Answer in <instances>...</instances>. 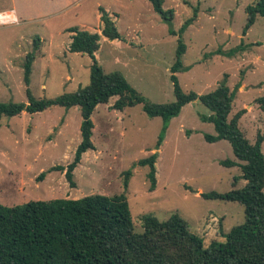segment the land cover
Wrapping results in <instances>:
<instances>
[{"label":"rangeland","instance_id":"374dc122","mask_svg":"<svg viewBox=\"0 0 264 264\" xmlns=\"http://www.w3.org/2000/svg\"><path fill=\"white\" fill-rule=\"evenodd\" d=\"M163 1L165 9H175L172 25L177 35L171 34L170 25L149 0H0V11L14 9L19 20L0 25V101L27 102V87L37 98H54L88 85L92 60L88 54L69 51V29L98 32L102 6L116 16L122 36L121 40L101 39L97 57L105 72H122L152 102H171L175 94L170 68L181 35L186 70L176 74L182 88L201 94L226 83L234 98L229 118L245 109L239 125L255 142L258 132L264 135V111L257 102L264 95V17L259 15L243 34L246 8L255 0ZM189 18H193L190 24L181 30ZM35 42L38 58L28 86L24 63ZM7 62L14 66L12 70ZM243 82L249 86L237 88ZM116 99L99 104L92 115L95 148L85 152L75 168L74 187L63 171L50 169L67 166L74 158L81 142L80 107L54 105L33 114L3 115L0 203L16 206L31 200L125 194L138 232L143 231L144 215L165 220L178 213L206 245L224 240L225 233L245 221L244 205L201 193H225L241 188L245 180H235L242 173L239 165L222 163L242 162L231 143L205 138L216 135L214 123L205 119L213 112L196 100L171 118L164 131L162 117L149 116L142 104L114 109ZM262 148L264 152V143ZM153 153L157 154V186L151 191L150 166L138 161ZM42 172L44 179L38 180Z\"/></svg>","mask_w":264,"mask_h":264},{"label":"trees","instance_id":"16d2710c","mask_svg":"<svg viewBox=\"0 0 264 264\" xmlns=\"http://www.w3.org/2000/svg\"><path fill=\"white\" fill-rule=\"evenodd\" d=\"M149 1L170 25L171 34L177 35L172 25L175 9H165L163 0ZM183 2L189 4L188 0ZM246 10L243 34L254 25L259 15L264 17V0H255ZM100 11L101 34L79 27L69 29L73 33L69 51L88 54L92 60L90 83L54 98H37L27 87V102L0 101V120L3 115L14 116L23 111L33 114L54 105L79 106L81 142L74 158L67 166L55 165L50 169L63 171L74 187L75 168L83 154L95 148L92 115L99 104L109 103L113 97L117 99L112 106L118 110L142 104L149 116L164 119L163 130L166 131V123L171 118L179 115L185 105L199 100L213 112L205 119L213 122L216 129V135L206 134L205 138L210 142L226 139L231 143L236 158L242 162L227 159L222 163L239 165L242 173L235 180H245L241 188L225 193L202 192L201 195L241 203L245 209V221L225 233L224 240L214 239L206 245L204 238L191 231L187 221L178 213L165 220L151 214L144 215L141 219L143 231H136L125 194L108 196L96 193L81 198L31 200L16 206L0 203V264H264V135L258 132L255 142L246 136L239 125L245 109L229 118L234 98L226 83L201 94L186 92L182 88L176 74L186 70L183 63L186 44L181 35L178 36L176 60L170 68L175 94V100L171 102H152L133 87L122 72H105L96 56L101 39L121 40L122 36L110 13L102 7ZM193 18H189L181 30ZM38 49L36 44L35 50L26 55L24 81L28 86ZM257 102L264 111V95ZM163 136L164 133L158 145ZM156 160L157 154L153 153L138 161L139 165L150 166L151 191L157 186ZM44 176L45 172H42L38 180H43Z\"/></svg>","mask_w":264,"mask_h":264},{"label":"built area","instance_id":"2783aa9c","mask_svg":"<svg viewBox=\"0 0 264 264\" xmlns=\"http://www.w3.org/2000/svg\"><path fill=\"white\" fill-rule=\"evenodd\" d=\"M19 22L14 10L0 11V25L17 24Z\"/></svg>","mask_w":264,"mask_h":264},{"label":"crops","instance_id":"0c3cea01","mask_svg":"<svg viewBox=\"0 0 264 264\" xmlns=\"http://www.w3.org/2000/svg\"><path fill=\"white\" fill-rule=\"evenodd\" d=\"M101 7H102V6H101ZM12 10H14V9H12ZM106 11H107V10H106ZM14 12L16 13L15 10H14ZM108 12H109V11H108ZM109 13H110V15L112 16V18L114 19V21H115V23H116V19H115L116 16H115V18H114L113 15H112V13H111V12H109ZM100 20H101V13H100ZM101 23H102V22H101ZM82 27H85V26H82ZM101 28H102V24H101ZM101 28H99V31H98V33H100V34H101ZM81 29H85V28H81ZM86 30H88V29H86ZM89 31H91V32H96V31H92V30H89ZM72 34H73V33L70 32V37H72ZM102 38H103V37H102ZM104 38H105V37H104ZM70 42H71V41H70ZM25 53H26V52H25ZM96 56H97V54H96ZM37 58H38V57H37ZM97 58H98V57H97ZM35 60H36V59H35ZM35 60H34V61H35ZM254 62L256 63V61H254ZM33 63H34V62H33ZM255 63H254L253 69H252L253 71H254L255 68H256ZM6 64H7V68H9V69L11 68L10 70L13 69L14 66L12 67V65L10 64V62H7ZM251 64H252V63H251ZM70 77H71V76H70ZM70 77L67 76V78H70ZM73 78H74V77H71V79H73ZM247 86H249V85H247L246 82H243L242 85H240V88L243 87V88L245 89ZM24 112H25V111H23L22 113H24ZM263 143H264V142H263Z\"/></svg>","mask_w":264,"mask_h":264}]
</instances>
